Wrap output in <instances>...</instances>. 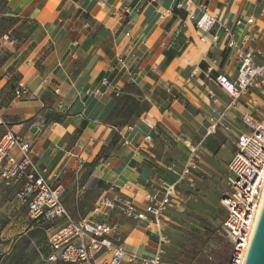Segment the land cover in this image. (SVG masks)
Masks as SVG:
<instances>
[{
  "label": "crops",
  "instance_id": "obj_1",
  "mask_svg": "<svg viewBox=\"0 0 264 264\" xmlns=\"http://www.w3.org/2000/svg\"><path fill=\"white\" fill-rule=\"evenodd\" d=\"M0 17L20 26L0 35V135L9 131L31 144L37 168L62 187L70 217L86 216L103 195L143 209L160 180L174 183L189 145H199V165L225 155L227 164L247 131L242 118L258 117L264 106L258 91L232 101L216 83L219 75L238 78L237 49L264 44V0H0ZM204 17L216 23L199 27ZM13 30L16 38L3 40ZM226 30L235 49L226 45ZM118 59L127 66L118 77L120 96L93 94ZM19 80L30 94L18 101L12 92ZM132 88L146 109L116 127L112 110L118 99L135 97ZM186 186H177L163 216L165 251L178 239L179 189ZM105 221L117 227L126 255H155L154 229L118 211Z\"/></svg>",
  "mask_w": 264,
  "mask_h": 264
},
{
  "label": "built area",
  "instance_id": "obj_2",
  "mask_svg": "<svg viewBox=\"0 0 264 264\" xmlns=\"http://www.w3.org/2000/svg\"><path fill=\"white\" fill-rule=\"evenodd\" d=\"M1 18V17H0ZM252 19L247 23L252 24ZM216 23L215 19L204 17L198 23ZM226 45L235 49L234 35L226 30ZM7 41L8 37L4 36ZM244 37L243 41L247 42ZM259 63H256V60ZM236 64L238 78L230 81L226 76L216 77L217 85L232 99L240 98L247 90L253 89L264 96V44L258 50L237 49ZM127 71L124 59L116 60L111 76L100 80L95 95L104 93L120 96L118 77ZM128 80L132 77L128 74ZM15 100L29 97V90L19 80L13 89ZM242 124L247 128L238 135L233 154L226 164L223 174L225 190L220 197V207L224 218L218 223L222 236L230 244L227 264H244L253 232L262 207L264 185V106L258 117L246 115ZM5 123L0 115V128ZM214 132L215 125L211 126ZM147 141L150 137H145ZM199 145L187 146L188 157L174 183L160 180L158 188L145 196V206L139 209L128 200L103 195L91 211L84 217L71 219L61 202L63 189L37 168L34 151L30 143L22 141L13 133L6 131L0 135V182L5 186H19L17 198L27 207L31 220L51 225L47 229L46 248L50 263L59 264H163V256L168 239L163 233V216L177 196V186L187 182L193 191L191 181L197 170ZM17 152V154H15ZM173 171V167L167 168ZM190 197L187 198V200ZM118 211L133 222H142L147 229L156 231L157 251L152 257L126 255L118 229L105 221L109 215ZM56 225L55 228H51ZM211 250L216 245L209 243Z\"/></svg>",
  "mask_w": 264,
  "mask_h": 264
},
{
  "label": "rangeland",
  "instance_id": "obj_3",
  "mask_svg": "<svg viewBox=\"0 0 264 264\" xmlns=\"http://www.w3.org/2000/svg\"><path fill=\"white\" fill-rule=\"evenodd\" d=\"M4 23H7V21ZM17 23L12 21L8 25L1 24L0 35L5 31L6 25L8 29L14 25L15 28L19 29L20 26ZM14 31L7 34L8 40L16 38L17 34H14ZM179 144L181 143L179 142ZM171 147L174 150L175 147ZM226 152V149H222L223 156ZM184 157L185 148H179V159ZM225 157L226 155L222 158V161H216L212 157L205 156L203 159L204 164L197 165L198 170L192 180L195 185L194 190L190 191L188 186L179 189V199L182 198L185 201L179 200L178 239L175 238L173 244L166 249L163 264H173L175 261L179 264L178 246L182 235L190 228L189 221L193 220L200 223L202 220L207 224L217 225L224 218V213L220 207V197L225 190L222 176L228 156ZM18 191L19 186H5L0 182V264H54L46 260V234L48 228L42 227L43 231L35 230V237L31 236V233H34L31 232L33 231V228H31L32 220L28 216L27 207L17 198ZM188 197L190 199L187 200ZM78 218L71 217L73 220ZM33 226L35 229L36 226L34 224ZM55 227L56 225H53L51 228ZM193 251H187L180 262L182 264H227L230 253L229 247L222 243L217 245L216 249H210L207 255H204L205 257L193 261Z\"/></svg>",
  "mask_w": 264,
  "mask_h": 264
},
{
  "label": "trees",
  "instance_id": "obj_4",
  "mask_svg": "<svg viewBox=\"0 0 264 264\" xmlns=\"http://www.w3.org/2000/svg\"><path fill=\"white\" fill-rule=\"evenodd\" d=\"M5 21L6 19L0 18V25L1 24L3 25ZM6 28H7V25L5 26L4 29L6 30ZM130 94L133 96L135 95V97L127 95V96H124L123 98L118 99L114 109L112 110L111 115L113 119L117 118L118 120V121L113 122V125L116 127H122V126L130 124L131 123L130 120L133 116L137 117L142 111L146 109V105L143 103L140 104L139 101L136 99L137 98L136 96H139V94L135 93L133 88L130 89ZM117 141H118V137L116 136L111 141L108 148L114 147L117 144ZM213 153L216 154L217 151L214 150ZM98 159L100 158L95 159L91 164L87 166V172L85 175L90 173L93 167L97 164ZM33 224L36 226L35 229H34ZM188 224L190 225V228L188 229V231H186V233L182 235V238L180 239L179 246H178L179 247L178 252L180 253L179 264H182L180 260L182 261V259L184 258L183 255L187 254V251L190 252L191 250H194L192 252L193 261L199 260L204 255L206 256L210 250V248L208 247L209 243H213L216 246L221 245L222 243H225L230 249V244L222 236L221 231L218 228V224L217 225H213L212 223L207 224L206 222L202 220L200 223L192 220V221H189ZM42 227L49 228V225L42 224L40 222H36L32 220L31 228H33V231L31 232H34L35 230L43 231ZM38 228H41V229H38ZM35 234H36L35 232L31 233V236L35 237ZM46 258H47V248H46ZM56 264H59V263H56ZM173 264H177V262L175 261L173 262Z\"/></svg>",
  "mask_w": 264,
  "mask_h": 264
},
{
  "label": "water",
  "instance_id": "obj_5",
  "mask_svg": "<svg viewBox=\"0 0 264 264\" xmlns=\"http://www.w3.org/2000/svg\"><path fill=\"white\" fill-rule=\"evenodd\" d=\"M244 264H264V200Z\"/></svg>",
  "mask_w": 264,
  "mask_h": 264
},
{
  "label": "bare ground",
  "instance_id": "obj_6",
  "mask_svg": "<svg viewBox=\"0 0 264 264\" xmlns=\"http://www.w3.org/2000/svg\"><path fill=\"white\" fill-rule=\"evenodd\" d=\"M263 198H264V185H263V195H262V200H263Z\"/></svg>",
  "mask_w": 264,
  "mask_h": 264
}]
</instances>
